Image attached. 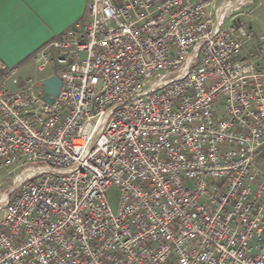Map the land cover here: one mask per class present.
<instances>
[{
    "label": "built area",
    "instance_id": "1",
    "mask_svg": "<svg viewBox=\"0 0 264 264\" xmlns=\"http://www.w3.org/2000/svg\"><path fill=\"white\" fill-rule=\"evenodd\" d=\"M253 1L86 0L33 53L47 75L0 61V264H264Z\"/></svg>",
    "mask_w": 264,
    "mask_h": 264
},
{
    "label": "crops",
    "instance_id": "2",
    "mask_svg": "<svg viewBox=\"0 0 264 264\" xmlns=\"http://www.w3.org/2000/svg\"><path fill=\"white\" fill-rule=\"evenodd\" d=\"M86 0H4L0 4V61L16 66L82 18ZM264 147L257 162L264 169Z\"/></svg>",
    "mask_w": 264,
    "mask_h": 264
},
{
    "label": "rangeland",
    "instance_id": "3",
    "mask_svg": "<svg viewBox=\"0 0 264 264\" xmlns=\"http://www.w3.org/2000/svg\"><path fill=\"white\" fill-rule=\"evenodd\" d=\"M238 13L239 18L246 25L248 31L253 35L255 44L264 41V0H254L241 7L238 10ZM228 22L229 20H226V23ZM247 49L249 48L247 47ZM32 55L33 54H31V57L21 60L16 64L19 69V72L15 75L16 77L26 78L31 76L33 78H40L52 71L49 69L44 72H38L32 61ZM13 177V171H3L0 173V196L12 186ZM119 193V188L116 185H110L106 190V198L113 212H115L118 207Z\"/></svg>",
    "mask_w": 264,
    "mask_h": 264
},
{
    "label": "water",
    "instance_id": "4",
    "mask_svg": "<svg viewBox=\"0 0 264 264\" xmlns=\"http://www.w3.org/2000/svg\"><path fill=\"white\" fill-rule=\"evenodd\" d=\"M61 83V79L56 74H51L48 77L42 79L40 82V97L46 102L52 103L54 96L58 93Z\"/></svg>",
    "mask_w": 264,
    "mask_h": 264
},
{
    "label": "snow or ice",
    "instance_id": "5",
    "mask_svg": "<svg viewBox=\"0 0 264 264\" xmlns=\"http://www.w3.org/2000/svg\"><path fill=\"white\" fill-rule=\"evenodd\" d=\"M4 0H0V4H3Z\"/></svg>",
    "mask_w": 264,
    "mask_h": 264
}]
</instances>
